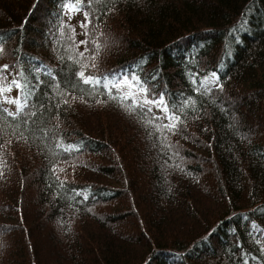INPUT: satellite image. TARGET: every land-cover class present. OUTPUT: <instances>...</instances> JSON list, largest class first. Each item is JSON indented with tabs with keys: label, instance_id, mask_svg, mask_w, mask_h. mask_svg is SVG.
<instances>
[{
	"label": "trees",
	"instance_id": "trees-1",
	"mask_svg": "<svg viewBox=\"0 0 264 264\" xmlns=\"http://www.w3.org/2000/svg\"><path fill=\"white\" fill-rule=\"evenodd\" d=\"M0 79V264H264V0H0Z\"/></svg>",
	"mask_w": 264,
	"mask_h": 264
},
{
	"label": "rangeland",
	"instance_id": "rangeland-1",
	"mask_svg": "<svg viewBox=\"0 0 264 264\" xmlns=\"http://www.w3.org/2000/svg\"><path fill=\"white\" fill-rule=\"evenodd\" d=\"M68 16L70 18L69 19L70 22L72 23H75L79 19L78 15H74L72 13L68 14ZM108 82H112V81H108ZM117 82H118V86H115L117 85ZM111 85L117 92L122 94L124 97L146 108L147 110L152 112L155 116H157L161 120V122L167 124V120H168L167 112L164 111V106L159 103H155V104L145 103L146 100H150V99H147L144 96L142 90L137 89L135 85L131 83V81H129L126 78H122L119 81L112 82ZM0 104L7 111V113L9 114L15 113L17 111L16 109L17 105L15 102V92L6 91L5 93H0Z\"/></svg>",
	"mask_w": 264,
	"mask_h": 264
},
{
	"label": "snow or ice",
	"instance_id": "snow-or-ice-1",
	"mask_svg": "<svg viewBox=\"0 0 264 264\" xmlns=\"http://www.w3.org/2000/svg\"><path fill=\"white\" fill-rule=\"evenodd\" d=\"M81 77L84 76V73L81 71L79 74ZM107 79V78H105ZM85 83H95V84H100V80H95L92 76H89L87 79L84 80ZM16 82L13 81V84H15ZM3 81L2 79H0V91H3V87H2ZM118 86V82L117 85ZM17 87H19V85H17ZM145 103H151V104H155V103H159L161 105L164 106V111L167 112L168 111V107L167 105L164 104V100L163 97L161 96L160 98H158L157 100H146ZM178 119V117L176 118ZM166 128H174L175 127V123L174 122H170L168 125H165Z\"/></svg>",
	"mask_w": 264,
	"mask_h": 264
}]
</instances>
